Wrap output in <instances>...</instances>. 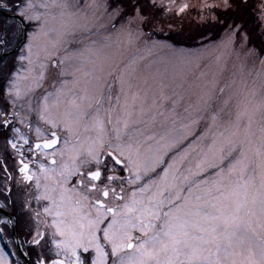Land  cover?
Segmentation results:
<instances>
[{"label":"snow or ice","instance_id":"6c2138e0","mask_svg":"<svg viewBox=\"0 0 264 264\" xmlns=\"http://www.w3.org/2000/svg\"><path fill=\"white\" fill-rule=\"evenodd\" d=\"M53 6L69 7L56 0H53ZM48 7L47 2L37 3L36 0H0V14L10 11L21 18L22 23L27 21L36 25L37 31L29 37V56L32 41L48 34L45 31L48 20L42 19L46 14L37 11ZM161 7L170 10L158 5L157 0H104V13L112 19L105 31L128 30L131 36L132 25L136 24L143 34L144 27ZM224 7H232L230 0H224ZM186 8L185 4L179 11ZM100 35L76 36L64 29L52 42L53 48L64 43L83 46L65 49L64 57L50 58L46 67L51 73L53 87L56 80L65 75V60L82 57L87 52L92 67L85 74L92 75L97 82L98 93L89 96L84 89L85 95L73 96L72 108L63 115H52L48 109V96H44L45 103L39 117L49 126L48 129L42 131L37 127L35 142L20 137L23 144L28 145L27 150L38 171H31L29 163L21 159L18 171L25 182L27 195L19 201L12 200L9 189V203H19V214L15 222L0 219V224H12L27 231L31 237L29 245L40 250L35 264H264V174L258 184L255 175L247 176L251 166L247 151L252 149L245 151L241 148L234 131L239 128L246 112H238L235 121L223 131L212 133L213 128L219 127L218 116L208 98L185 125L189 134L166 133L158 139L150 135L145 141L129 137V120L118 116L113 127L116 142L110 138L105 143V128L106 124L113 123V110L111 105L105 110L106 120L100 115L107 83L103 64L92 59L107 46L105 41L94 38ZM228 35L242 43L250 55L259 57L264 54V31L259 37L260 49L255 46L247 49L252 38L248 33L241 35L240 25H229ZM69 36L71 40L67 39ZM4 44L5 41H0V45ZM165 47L181 65L191 64L200 56L197 50L173 45ZM6 57V48H0V61ZM113 75L111 71L107 73L108 77ZM12 92L13 89L8 90L9 95ZM15 95L19 98L18 88H15ZM202 121H205L203 130L200 129ZM250 122L251 117L249 127ZM10 126L18 134V129L7 117L0 122V129ZM81 129L98 133L89 137L86 150L80 146ZM61 140L64 148L58 149ZM5 143L13 150L22 147L7 137ZM58 151L61 155L73 153L71 166L61 164L56 167ZM254 151L264 162V138ZM49 155L53 157L48 162L51 167L39 163L41 156ZM0 173L5 174L7 187V181L13 177L7 167L0 168ZM237 173L239 178L234 179ZM16 183L19 185L20 181ZM33 200L37 205L35 209L31 207ZM4 207L0 204V209ZM40 225L45 230H41ZM49 242L52 249L48 251L54 249L51 256L45 251ZM0 264H6L2 252Z\"/></svg>","mask_w":264,"mask_h":264},{"label":"rangeland","instance_id":"374dc122","mask_svg":"<svg viewBox=\"0 0 264 264\" xmlns=\"http://www.w3.org/2000/svg\"><path fill=\"white\" fill-rule=\"evenodd\" d=\"M36 2L49 4L48 8L37 9L38 12L46 14L42 16V19L48 20L45 25V31L48 34L41 35L32 41V47L38 51H44L45 54L37 53L29 56L28 50L22 55L25 61L39 67L37 69V74H40L39 81H37V75L32 77L29 74L32 71L25 66V71L19 77L24 79L25 76V79H17L10 86V89H13V103L19 102L24 107L22 116L28 117L29 112L35 110L40 113L45 103L42 101L44 98H41L42 93L54 94L47 100L48 109L52 115H60L62 112L64 114L65 111L70 110L73 96L85 95L84 89H87L89 96L98 93L97 82L93 80L92 75L85 74L92 67L88 62L87 52L82 57L65 60V75L59 77L61 78L59 82L65 83L60 85L59 91L57 85L53 87L51 75H49V83L43 86L47 77L42 67L48 65L51 57L57 55L64 57L65 49L83 47L76 43H64L61 47L53 48L52 42L59 38V33L64 29L74 32L76 36L100 33L99 37L94 38L105 41L107 46L102 47L98 56H92L97 63L103 64L107 83V88L104 89L105 101L100 109V115L106 120L105 110L110 105L113 110V123L106 124L105 128V143L110 138L113 143L116 142L113 127L118 116L129 120V137H135L141 141H145L150 135H155L157 139L166 133L176 136L187 135L189 133L185 125L196 116V109L203 100L210 98L211 107L218 116L219 125L212 129V133L223 131L225 126L235 121L238 112H246L239 128L234 131L237 133L236 138L240 147L245 151L252 149L247 151L251 160L247 176L255 175L256 182L259 183L260 176L264 174V167H262L264 162L255 155L254 150L264 138V131H262L264 129V63L261 62L264 61V54L259 57L250 55L242 43L235 37H229V28H227L216 42H209L197 48L179 47L200 52L197 60L191 64L181 65L165 47V45L173 44L155 39L154 31L149 32L148 29H143L141 34L137 25L133 24L131 36L128 30L106 32L105 26H110L112 19L104 13V0H56L58 3L69 5L66 9L53 6V0H36ZM157 4L165 5L170 9L167 10L169 15L176 17L185 15L199 21L212 19L218 9H225L224 0H157ZM185 4L187 8L180 12L179 8ZM209 5L218 6L210 8ZM255 12L260 30L264 31V0H258ZM29 24L28 44L31 33L37 31L34 23ZM119 27L120 25L117 24V28ZM15 28L20 30L19 26ZM106 37L107 40H105ZM67 39L71 40L72 37L69 36ZM92 46L101 47L100 45ZM148 48L152 51L148 52ZM247 49L251 47L247 45ZM109 71L114 73L112 77L107 76ZM42 75L43 79H41ZM14 84L15 88L20 90L19 98L15 95ZM200 115L204 114L200 113ZM249 117H251L250 127ZM204 123L205 121L200 123L201 130L204 129ZM120 127L123 129L122 124ZM97 135L96 131L84 132L81 129L80 146L86 150L89 137ZM69 139L75 140V137ZM209 143H211L210 140ZM64 154L67 158L73 159V153L64 152ZM233 178H239V173ZM3 258L6 264H11L6 257Z\"/></svg>","mask_w":264,"mask_h":264},{"label":"flooded vegetation","instance_id":"af4514ba","mask_svg":"<svg viewBox=\"0 0 264 264\" xmlns=\"http://www.w3.org/2000/svg\"><path fill=\"white\" fill-rule=\"evenodd\" d=\"M4 14L15 15L10 11L4 12ZM13 25L15 27L19 26L20 30L15 28ZM29 26L30 24L26 21L22 23L16 17H6L3 14H0V41L6 42V44L0 45V48H6L7 50L6 59L0 61V122H3L5 117H7V119L12 122V125H14L15 129H18V134L12 130V126L7 129H0V168L7 167L9 169V174L13 177L11 181H7L6 187L5 174L0 173V204L5 205L4 208L0 209V219H11L13 222H15L19 214V203L15 205L9 203V189L12 200L19 201L23 196L27 195V192L25 191V182L22 180V176L18 171L21 159L23 158L24 163H29V168L31 171H38L36 162L32 158V154L27 150L28 145H24L23 140H21L20 137L23 136L29 139V141L35 142L36 128L39 127L42 131H46L49 127L40 120L39 112L37 110L30 111L28 117L22 116L24 107L20 105L19 102L13 103V94H8V90L15 80L25 79V76L24 79L19 77L22 76V72L25 71L26 68L32 71V73H29L32 77L37 75V81L40 79V74H37V69L39 67L25 61V57L22 56L29 50L27 47V37L28 33H30L28 29ZM23 27H25V30H23ZM37 53L45 54L44 51H38L36 48L32 47L31 55L33 56V54ZM21 57H23V59H21ZM29 59H31V57H29ZM42 68L44 69L45 75L47 77V79H45V84L43 85L42 83V85L46 86L47 83H49V75H51V73L48 67ZM60 79L61 78H58L55 84L58 86V90L60 85L65 83L59 82ZM46 95L49 99L54 94L42 93L41 98H44ZM61 135L63 136L65 134L62 133ZM6 137L7 139L16 142L18 146L22 147H18L17 150H13L10 145H6ZM57 148H64L63 140H61L60 144L57 145ZM42 151L50 152L51 150ZM51 159H53L51 155L47 157L41 156L39 158V163L44 164L46 167H51V165L48 163ZM55 159L57 160V168H59L61 164H68L71 166L73 163L72 158H67L65 154L61 155L59 151L57 152ZM117 175H119V173H117ZM124 175L127 174L125 173ZM17 180L20 181L19 185L16 183ZM32 185V190L34 191V181L32 182ZM125 187H127V184H125ZM31 207L34 209L37 208L36 202L34 200L32 201ZM39 210L43 216V209L40 208ZM48 219L50 221L51 218L49 217ZM32 226L34 229L36 226L35 222H33ZM40 227L41 230H45L43 225H40ZM30 239L31 237L27 234L26 230H23L19 227H13L12 224H0V251L3 253V257H6L8 261H10L9 263L25 264L27 261L29 264H35L36 255L40 250L29 245L28 240ZM101 242L104 243L103 241ZM48 249H52L50 242L47 245L45 251L49 256H51L54 252V249L51 252H49ZM108 251L110 252V247L108 248ZM28 253H31V255H28Z\"/></svg>","mask_w":264,"mask_h":264},{"label":"trees","instance_id":"16d2710c","mask_svg":"<svg viewBox=\"0 0 264 264\" xmlns=\"http://www.w3.org/2000/svg\"><path fill=\"white\" fill-rule=\"evenodd\" d=\"M231 8L218 9L215 19L202 21L194 18L176 17L169 15L164 7L156 10L154 18L144 27L149 32L154 31L155 39L167 41L183 48H197L209 42H216L229 25H240L241 32L251 36L249 47L260 49L262 47L261 30L256 17L258 0H230ZM165 6V5H163ZM152 14L150 13V16Z\"/></svg>","mask_w":264,"mask_h":264},{"label":"water","instance_id":"95a60500","mask_svg":"<svg viewBox=\"0 0 264 264\" xmlns=\"http://www.w3.org/2000/svg\"><path fill=\"white\" fill-rule=\"evenodd\" d=\"M4 16L6 17H16L19 21H21V18L17 17L16 15H6L4 13H2ZM22 22V21H21ZM23 30H25V27H23Z\"/></svg>","mask_w":264,"mask_h":264}]
</instances>
